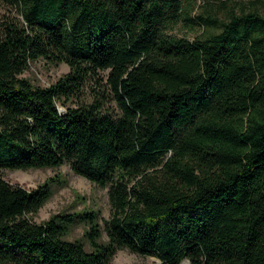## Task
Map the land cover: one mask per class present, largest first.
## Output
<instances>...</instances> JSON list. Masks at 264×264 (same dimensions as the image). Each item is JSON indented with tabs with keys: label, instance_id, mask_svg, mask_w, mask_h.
<instances>
[{
	"label": "trees",
	"instance_id": "1",
	"mask_svg": "<svg viewBox=\"0 0 264 264\" xmlns=\"http://www.w3.org/2000/svg\"><path fill=\"white\" fill-rule=\"evenodd\" d=\"M207 1L196 18L197 0H0V264H264V0ZM41 59L70 72L36 86ZM64 165L109 189L104 228L37 223L56 180L2 174ZM79 223L90 250L67 239Z\"/></svg>",
	"mask_w": 264,
	"mask_h": 264
},
{
	"label": "rangeland",
	"instance_id": "2",
	"mask_svg": "<svg viewBox=\"0 0 264 264\" xmlns=\"http://www.w3.org/2000/svg\"><path fill=\"white\" fill-rule=\"evenodd\" d=\"M257 5L261 11L264 10L262 2L257 3ZM209 9L210 3L207 0H197L193 16L197 18L198 15H206ZM8 11L9 8L0 2V16L8 13ZM229 13L230 11L227 9H215L210 12L211 15L223 21L228 20ZM197 29L198 32L204 30L203 27H198ZM189 36L194 38L193 34H189ZM69 72L70 67L67 64L55 65L48 60L41 59L32 64L30 70L22 77L31 80L36 86L50 87ZM108 75V71L100 72V78L104 79L105 82ZM98 84L97 79L91 80L88 83L84 97L87 102L92 101L94 96H96V91L100 88ZM80 103V100H73L68 103V107H77ZM114 105L112 100L108 101L109 107L113 108ZM58 106L61 111L66 110V107L61 103H58ZM2 174L7 181L13 184H19L29 190L37 189L52 178L56 180L55 185L52 187V197L40 210L39 214L34 217L37 223L48 221L52 216L61 213L77 214L95 212L99 217V224L104 228L105 221L111 217L109 189L98 186L85 177L77 175L69 165H64L59 168L34 169L30 171L5 170ZM88 230V225L79 223L73 227L67 239L71 241L81 240L90 250L91 248L86 239ZM103 241H108L105 234L103 235ZM113 264H163V262L156 257L140 256L124 250L117 253ZM182 264L190 263L184 261Z\"/></svg>",
	"mask_w": 264,
	"mask_h": 264
},
{
	"label": "water",
	"instance_id": "3",
	"mask_svg": "<svg viewBox=\"0 0 264 264\" xmlns=\"http://www.w3.org/2000/svg\"><path fill=\"white\" fill-rule=\"evenodd\" d=\"M187 262H189V263H190V261H187Z\"/></svg>",
	"mask_w": 264,
	"mask_h": 264
}]
</instances>
